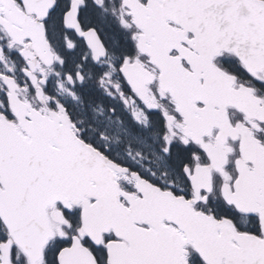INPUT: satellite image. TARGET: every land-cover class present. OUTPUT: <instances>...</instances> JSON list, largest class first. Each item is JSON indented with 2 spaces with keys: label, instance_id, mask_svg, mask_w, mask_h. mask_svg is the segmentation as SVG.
I'll return each instance as SVG.
<instances>
[{
  "label": "snow or ice",
  "instance_id": "snow-or-ice-1",
  "mask_svg": "<svg viewBox=\"0 0 264 264\" xmlns=\"http://www.w3.org/2000/svg\"><path fill=\"white\" fill-rule=\"evenodd\" d=\"M0 264H264V0H0Z\"/></svg>",
  "mask_w": 264,
  "mask_h": 264
}]
</instances>
